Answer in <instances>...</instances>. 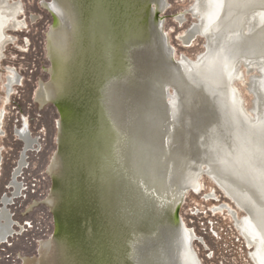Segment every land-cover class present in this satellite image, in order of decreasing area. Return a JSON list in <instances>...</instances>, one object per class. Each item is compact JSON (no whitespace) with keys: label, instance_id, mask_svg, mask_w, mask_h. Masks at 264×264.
<instances>
[{"label":"rangeland","instance_id":"obj_1","mask_svg":"<svg viewBox=\"0 0 264 264\" xmlns=\"http://www.w3.org/2000/svg\"><path fill=\"white\" fill-rule=\"evenodd\" d=\"M55 1L68 11L66 19L52 10L51 4ZM105 1L108 2L106 19L119 44L125 45L132 37L150 38L152 17L158 31L167 34L169 45L175 49L176 61H197L204 54L205 37L197 35L188 44L182 39L201 21L200 16L188 11H193L197 0ZM10 2H19L22 11L18 17L20 25L6 30L7 43L0 58V208L3 194L8 193L12 201L7 207L15 223V234L6 243L0 242V264H102L107 261L106 252L110 264H176V242L181 226L182 231L193 234L190 247L196 264H255L251 254L256 245L247 243L230 211L219 208L228 204L239 212L241 221L250 218L251 212L209 174L207 164L199 174V189L183 193L176 203L178 208L172 200L158 196L148 181L140 176L138 181L131 175L132 147L125 144L129 134L125 124L133 125L129 136L136 140V124L143 113L138 108L134 111L130 96L119 94L118 106L116 104V109L111 108L107 113L111 116L107 125L114 128L118 123V132H108L107 147L103 152L99 150L95 158L86 160L89 151L83 152L85 147L79 142L85 134L69 127L65 128L66 133L60 131L58 121L63 120L64 113L62 105L53 101L59 98L68 103L71 99L75 103L78 97L75 92L85 80L87 71L83 65L86 60L84 55H79L77 45L82 37V21L76 17L71 0ZM52 14L58 17L56 26H52ZM64 29L68 32L67 45L57 51L52 40L54 38L58 46L63 45L64 36L59 32ZM55 32H58L56 40ZM81 47L82 43L80 51ZM144 55L142 52L139 71L150 64ZM120 61L123 67L128 64L122 54ZM250 65L252 71L244 61L240 64L242 76L234 80L233 86L239 91L247 112L256 117L254 85L263 73L260 66ZM9 76L18 78L11 87ZM102 77L98 79L94 73L92 78L86 79L96 94L107 83V77ZM170 92L175 96V89L171 88ZM65 93L68 95L64 96ZM157 102L160 118L161 95ZM153 123L155 129L157 121ZM23 129L36 141L26 152L25 165L17 177L20 192L15 196L11 179L25 146L20 135ZM113 145L117 146L116 163L110 159ZM66 146L77 154L78 161H73L74 165ZM154 146L153 143L148 148L143 143V158L149 166ZM176 146L174 143L173 148ZM84 168L100 173L98 186L92 194L84 178ZM109 169L110 176L105 179ZM108 180L113 182L109 184ZM100 184L104 192L100 191ZM139 184L143 193L138 189ZM0 222L5 224L3 220Z\"/></svg>","mask_w":264,"mask_h":264},{"label":"bare ground","instance_id":"obj_2","mask_svg":"<svg viewBox=\"0 0 264 264\" xmlns=\"http://www.w3.org/2000/svg\"><path fill=\"white\" fill-rule=\"evenodd\" d=\"M71 1L76 17L82 21V37L77 45L79 55H84L86 60L83 65L87 71L84 78H92L94 73L98 79L107 77L106 85L97 94L90 87V82L87 84V80H82L75 92L78 95L75 103L71 99L70 103L62 100L66 128L85 134L84 139L78 141L85 147L83 152L89 151L86 155L88 161L95 158L94 155L99 150L103 152L107 147L108 132H118V123H114V128L107 125L109 117L111 118L107 113L111 108L116 109L119 94L130 96L133 109L137 111L139 94L136 92V77L142 52L136 44V38H130L125 46L121 45V42L119 44L116 34L110 32V21L106 19L108 16L105 13L107 1ZM53 9L61 15H64V11L69 14L57 2L53 4ZM153 9L155 11V8ZM21 11L19 2L0 0V58L7 43L6 30L20 25L18 17ZM188 11L192 13L191 10ZM193 13L200 16L201 21L188 30L182 39L188 44L197 35L207 36L209 41L206 51L198 61H176L175 49L169 45L167 34L163 32L162 36L160 35L163 55L166 56L163 66L159 68L161 72L163 67L160 82L162 91L159 93L163 109L155 125L153 139V130L148 133V139H131L129 134L133 125L125 124L129 132L125 144L132 147L131 175L138 181L139 176L142 177L144 181H148L149 186L156 189L158 196L176 204L187 190L199 189V174L207 164L209 174L225 186L240 205L250 210L251 217L241 221L237 211L228 204L219 208L230 211L249 245H256L255 252L251 255L255 264H264V0H197ZM160 28L162 29V25ZM123 46L125 47L122 48ZM121 54L122 58L128 61L125 67L120 64ZM243 61L249 71H252L251 63L262 68L263 75L254 85L257 97L256 117L247 112L239 91L233 86L234 80L242 76L239 66ZM16 79L17 76H9V87ZM171 87L175 89V96H171ZM86 88L87 91L84 90ZM67 95L68 93H65L64 96ZM118 111L120 112L119 108ZM62 122L63 120L59 121L61 127ZM22 125L26 127V123ZM60 130L66 133L65 128ZM20 135L24 139L25 150L13 174L15 194L20 190L16 175L25 163V153L35 142L26 129H23ZM143 143L148 148L155 144L151 166L147 165L143 158ZM174 143L177 146L173 148ZM113 146L114 151L110 159L116 163L118 159L114 157V152L117 151V146ZM65 150L70 151L71 164L74 165L78 161L77 154L67 146ZM92 166L90 168H93ZM88 170L84 168V178L87 179L92 194V190L98 186L97 180L100 178L97 176L100 173L99 170ZM109 172L110 169L106 170L105 179L110 176ZM115 179L114 177V182ZM100 186V191L104 192L102 184ZM10 201V198L4 199L5 204ZM4 202L2 201V207L7 206ZM178 206L175 205L177 208ZM182 228L183 226L177 236L176 264H196L190 247L192 233L184 229L182 231ZM11 232L9 223L0 225L1 240ZM106 253L107 261L104 260L102 264H110Z\"/></svg>","mask_w":264,"mask_h":264},{"label":"water","instance_id":"obj_3","mask_svg":"<svg viewBox=\"0 0 264 264\" xmlns=\"http://www.w3.org/2000/svg\"><path fill=\"white\" fill-rule=\"evenodd\" d=\"M150 22H151V37L145 40H141L138 38L135 39L137 46L140 47V51L145 52L144 56L146 57V62L150 63L149 67L148 65L143 64L144 67L146 68L144 69L140 68V71L137 72V77H136L138 94H139L137 108L139 112L143 113L141 114V117L137 121L138 124L137 139H139L140 137H143V139H148L149 138L148 133H150L152 130H155L153 122H155V120L158 122L159 102H157V95H159V93L162 91L160 82L163 77V67L161 69V72L159 68H161L160 67L161 65L163 66V63L166 60L165 59L166 56L163 55V49L161 47V42H160L161 37L159 36V35L162 36V34L160 33V31H158L159 29L156 27V24L153 22L152 17L150 18ZM110 32H112L111 29ZM125 46H123L122 48H124ZM154 97H156V100H154ZM63 123L65 125V117L63 118ZM138 189L140 192L143 193L142 186L140 184L138 186ZM149 201L151 200L149 199Z\"/></svg>","mask_w":264,"mask_h":264},{"label":"flooded vegetation","instance_id":"obj_4","mask_svg":"<svg viewBox=\"0 0 264 264\" xmlns=\"http://www.w3.org/2000/svg\"><path fill=\"white\" fill-rule=\"evenodd\" d=\"M57 1H55V3H56ZM58 3V2H57ZM54 4V3H53ZM53 4H51V8H52V10L53 11H55L54 9H53ZM59 4V3H58ZM57 14H59L63 19H66L67 17H68V14H65V11H64V15H61L60 13H57ZM192 14H194L193 13V11H192ZM20 16V15H19ZM52 16H53V14H52ZM56 18H57V20H58V17H54L53 16V23H52V26L55 24V26H56V22H57V20H56ZM20 20H23V19H21L20 18ZM26 22V21H25ZM26 26V25H25ZM24 26V27H25ZM24 27H22V28H24ZM57 33L58 32H55V40L57 39ZM60 34L62 33L63 34V36H64V38H65V41H64V43H63V45H61V46H58L55 42H54V34L52 35V38H53V40H52V43H53V45H54V47L56 48V50L58 51V50H60V49H63L66 45H67V36H68V32H67V29H64L62 32H59ZM47 36H48V34L46 35V38H47ZM206 37V40H207V43H208V39H207V36H205ZM48 40V39H47ZM59 41V40H58ZM58 41H57V43H58ZM206 51V50H205ZM200 59V58H199ZM198 59V60H199ZM197 60V61H198ZM185 61H189V60H185ZM38 101V100H37ZM51 101V100H50ZM53 101H55V102H58L60 105H64V104H62L63 102H62V100L61 99H55V100H53ZM62 120V119H61ZM61 120H59V121H61ZM59 121H58V125H59ZM67 126L66 125H64V123L62 122V127L61 126H59V129H63V128H66ZM28 128V127H27ZM61 131V130H60ZM22 138V137H21ZM23 139V138H22ZM34 140L36 141V139L34 138ZM23 141H24V139H23ZM35 144V142L33 143V145ZM24 145H25V142H24ZM24 150H25V146H24ZM30 150V149H29ZM23 153H24V151H23ZM23 153H22V155H23ZM25 155H26V153H25ZM25 159H26V157H25ZM22 160V156H21V159H20V161ZM20 161H19V163H18V165H17V167L19 166V164H20ZM0 164H1V160H0ZM25 165V163H23V165H22V167L21 168H23V166ZM17 169V168H16ZM15 169V170H16ZM15 170H14V172H15ZM0 171H1V165H0ZM14 174V173H13ZM20 175V171L17 173V175H16V178L18 177ZM12 179H13V176H12ZM11 179V180H12ZM13 181V180H12ZM12 181H11V186H14L13 184H12ZM201 185V184H200ZM10 186V187H11ZM19 192H20V190H19ZM18 192V193H19ZM16 193V190H15V192H14V195L16 196L17 194H15ZM5 195H7V196H5ZM9 194L8 193H6V194H3V196H2V201L4 202V199L5 198H7V200L9 199ZM10 199H11V201H12V198L10 197ZM11 201H10V203H11ZM9 203V204H10ZM4 204H5V202H4ZM6 204H7V202H6ZM5 204V205H6ZM7 206H8V204H7ZM5 207V206H3L2 207V203H1V207H2V209L0 208V221L1 220H3V221H5V224L6 223H9L10 225H11V228H12V232L11 233H9L7 236H6V238L8 237H10L11 235H12V233L14 232V226H15V223L11 220V215L9 214V211H8V207ZM245 210V209H244ZM237 211V210H236ZM246 211V210H245ZM247 212V211H246ZM237 213H238V217H240L239 216V212L237 211ZM8 217V218H7ZM8 219V220H7ZM234 220H235V218H233ZM241 219V218H240ZM235 222H236V220H235ZM0 225H4V224H1V222H0ZM13 234H15V232L13 233ZM5 238V239H6ZM7 238V239H8ZM246 238V237H245ZM5 239H3V240H1L0 239V242H2V243H6L8 240H6V241H4ZM193 240V234H192V236H191V241ZM247 240V239H246ZM247 243H248V241H247ZM249 244V243H248ZM250 246H253V245H250ZM252 255V254H251ZM254 260V259H253Z\"/></svg>","mask_w":264,"mask_h":264}]
</instances>
